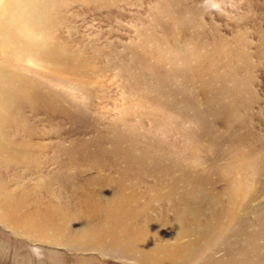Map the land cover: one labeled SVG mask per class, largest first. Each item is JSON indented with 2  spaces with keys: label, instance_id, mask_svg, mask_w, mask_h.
<instances>
[{
  "label": "rangeland",
  "instance_id": "1",
  "mask_svg": "<svg viewBox=\"0 0 264 264\" xmlns=\"http://www.w3.org/2000/svg\"><path fill=\"white\" fill-rule=\"evenodd\" d=\"M2 4L0 264H264V0Z\"/></svg>",
  "mask_w": 264,
  "mask_h": 264
},
{
  "label": "bare ground",
  "instance_id": "2",
  "mask_svg": "<svg viewBox=\"0 0 264 264\" xmlns=\"http://www.w3.org/2000/svg\"><path fill=\"white\" fill-rule=\"evenodd\" d=\"M4 1L5 0H0V5L3 3L4 4ZM7 1V0H6ZM20 1V0H19ZM26 2V1H25ZM7 3V2H6ZM15 3V2H14ZM2 4V5H3ZM10 4V3H9ZM10 6H11V4H10ZM20 6V5H19ZM4 10V9H3ZM7 10V9H6ZM23 10V9H22ZM42 11V10H41ZM22 12V11H21ZM21 14V13H20ZM27 14V13H26ZM25 14V15H26ZM31 15V14H30ZM19 16V15H18ZM21 16V15H20ZM22 17V16H21ZM12 20H13V18H11ZM28 19V18H27ZM26 19V17L24 18V21H26L27 20ZM19 20H20V18H19ZM31 19H29V21H30ZM11 21V20H10ZM7 22H8V20H7ZM27 22V21H26ZM29 24L31 23L32 24V22H28ZM27 23V24H28ZM24 24V23H23ZM23 24H22V26H23ZM17 25H18V23H17ZM26 25V24H25ZM20 26V25H19ZM21 26V27H22ZM33 26H35L34 24L32 25V27ZM34 28V27H33ZM16 30V29H15ZM23 30V29H22ZM31 31V30H30ZM41 31V30H40ZM16 32V31H15ZM32 33V32H31ZM17 34V33H16ZM27 35V34H26ZM29 35V34H28ZM29 38V37H28ZM28 49H30V48H28ZM41 52V51H40ZM19 90H20V88H18ZM15 90H17V89H15ZM11 92H13V90H12V88H2V89H0V98L2 97V96H4V95H7V94H9V93H11ZM123 179V178H122ZM125 181H126V179H125ZM124 185V184H123ZM133 185V184H132ZM130 187H131V184H130ZM132 187H134V186H132ZM132 197V196H131ZM124 198V197H123ZM118 199V198H117ZM116 199V200H117ZM135 200V199H134ZM126 202V201H125ZM124 202V203H125ZM118 203V202H117ZM130 203V202H129ZM116 204V203H115ZM2 207H4V208H6V209H8V211L11 213V214H13L14 215V213L15 212H17V210H15V206H14V204L12 203H9V202H3L2 204ZM119 205H121L122 206V204H121V202H120V204ZM125 205V206H124ZM116 206L118 207V205L116 204ZM115 206V207H116ZM129 206H131V205H129ZM111 207H113V206H111ZM94 208H96V207H94ZM127 208H129V207H127ZM126 208V204H123V206H122V208H118V209H112L113 211H114V213L115 212H121V213H125V214H127L128 216H130L132 213H134V211H131L132 213H130L129 211L130 210H128ZM111 210V211H112ZM106 212V211H105ZM192 211L190 210V207H189V204H185V205H180L179 207H177V209H176V211H175V213L172 215V216H170V217H167V218H163V219H169V222H167V221H165V220H161L160 219V221L159 220H157L156 222H154V223H150L151 225L150 226H148L147 225V228H148V236L147 237H149V241H148V243L149 244H151V243H153L152 242V239H154V238H160L161 236L162 237H164V238H170L171 240L172 239H175V237H174V235L175 236H182L183 235V232H179V231H177L176 229H177V225L178 224H185V223H187V222H189L191 219H195V218H191V217H195V216H191L192 214H190ZM104 214V213H103ZM195 215V214H194ZM21 219V218H20ZM23 220H25V218H23ZM28 221V220H27ZM187 221V222H186ZM29 222H31V221H29ZM185 222V223H184ZM32 225H34L35 227H37V229H40V230H45L46 229V226L43 224V223H40V224H38V223H35V221L34 220H32ZM142 231V230H141ZM177 232V233H176ZM174 234V235H173ZM136 235L138 236V237H144V235H142V234H140V232L138 231V232H136ZM153 246V245H152ZM156 247L158 248L157 250H153V252H155V253H163V254H165V255H167V254H170V255H173L174 254V251H171V250H174V249H168V250H166L165 248H163V247H160V246H157L156 245ZM181 250H184V248H181Z\"/></svg>",
  "mask_w": 264,
  "mask_h": 264
}]
</instances>
